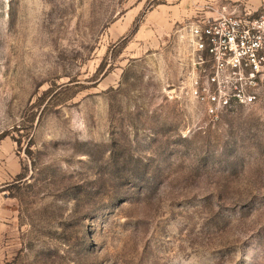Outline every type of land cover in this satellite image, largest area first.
<instances>
[{"label": "rangeland", "instance_id": "rangeland-1", "mask_svg": "<svg viewBox=\"0 0 264 264\" xmlns=\"http://www.w3.org/2000/svg\"><path fill=\"white\" fill-rule=\"evenodd\" d=\"M223 6L0 0V264H264V99L188 90Z\"/></svg>", "mask_w": 264, "mask_h": 264}, {"label": "built area", "instance_id": "built-area-1", "mask_svg": "<svg viewBox=\"0 0 264 264\" xmlns=\"http://www.w3.org/2000/svg\"><path fill=\"white\" fill-rule=\"evenodd\" d=\"M189 93L217 117L264 99V7L222 10L188 23Z\"/></svg>", "mask_w": 264, "mask_h": 264}, {"label": "crops", "instance_id": "crops-1", "mask_svg": "<svg viewBox=\"0 0 264 264\" xmlns=\"http://www.w3.org/2000/svg\"><path fill=\"white\" fill-rule=\"evenodd\" d=\"M226 6H223V8L222 9H217L214 13H212V14H210V15H215V14H217L218 12H220V11H222V10H230V9H236V8H225ZM210 15H206V16H210ZM205 16V17H206ZM202 19V18H201ZM198 20V19H197ZM192 21H194V20H191L190 22H192ZM189 22V23H190Z\"/></svg>", "mask_w": 264, "mask_h": 264}]
</instances>
